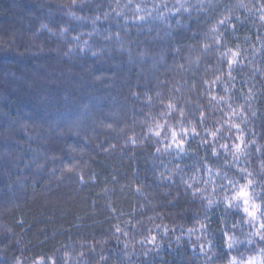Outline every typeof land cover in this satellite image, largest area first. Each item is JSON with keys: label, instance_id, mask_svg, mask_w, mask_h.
<instances>
[{"label": "trees", "instance_id": "trees-1", "mask_svg": "<svg viewBox=\"0 0 264 264\" xmlns=\"http://www.w3.org/2000/svg\"><path fill=\"white\" fill-rule=\"evenodd\" d=\"M247 256L264 264V0H0V264Z\"/></svg>", "mask_w": 264, "mask_h": 264}, {"label": "rangeland", "instance_id": "rangeland-1", "mask_svg": "<svg viewBox=\"0 0 264 264\" xmlns=\"http://www.w3.org/2000/svg\"><path fill=\"white\" fill-rule=\"evenodd\" d=\"M181 136H174V138H170L168 140V144H166V147L167 145L173 147L182 146L183 139ZM230 200L241 209L242 213L246 217V220H248L252 224L256 222V220L258 219V205L251 197L248 188H246L245 186H238L234 188ZM256 225L260 226V223L258 222ZM42 261L38 260L35 263L42 264ZM262 263H263V259L259 258L258 256H253V257L249 256V258L247 256L243 260L240 258H234L228 262V264H262Z\"/></svg>", "mask_w": 264, "mask_h": 264}]
</instances>
